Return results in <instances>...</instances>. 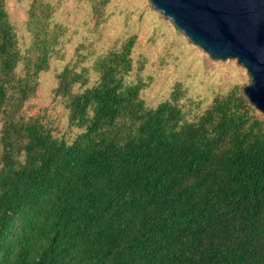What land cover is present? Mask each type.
I'll return each mask as SVG.
<instances>
[{
	"label": "trees",
	"instance_id": "16d2710c",
	"mask_svg": "<svg viewBox=\"0 0 264 264\" xmlns=\"http://www.w3.org/2000/svg\"><path fill=\"white\" fill-rule=\"evenodd\" d=\"M50 9L30 0L21 54L0 0V264H264V116L237 87L198 116L179 85L146 107L123 80L128 38L96 58L92 86L56 75L67 143L22 111L57 44Z\"/></svg>",
	"mask_w": 264,
	"mask_h": 264
},
{
	"label": "rangeland",
	"instance_id": "374dc122",
	"mask_svg": "<svg viewBox=\"0 0 264 264\" xmlns=\"http://www.w3.org/2000/svg\"><path fill=\"white\" fill-rule=\"evenodd\" d=\"M13 25L17 46L23 54L30 45L27 11L30 0H3ZM49 31L59 34L48 59V67L37 76L36 91L23 106L25 116L41 115L52 134L71 141L78 131L68 127L67 112L52 90L56 75L65 67L84 71V87L92 86L97 74L92 69L97 57L132 38L131 71L124 83L144 84L139 98L149 108L167 99L175 85L182 91L179 104L190 116H198L213 97L232 87L249 84V78L234 60L216 61L185 39L173 25L154 11L147 0H47ZM22 67L19 66V71ZM258 113V112H257ZM260 114V113H259Z\"/></svg>",
	"mask_w": 264,
	"mask_h": 264
},
{
	"label": "water",
	"instance_id": "95a60500",
	"mask_svg": "<svg viewBox=\"0 0 264 264\" xmlns=\"http://www.w3.org/2000/svg\"><path fill=\"white\" fill-rule=\"evenodd\" d=\"M147 2L210 59L234 60L249 78L243 96L264 116V0Z\"/></svg>",
	"mask_w": 264,
	"mask_h": 264
}]
</instances>
